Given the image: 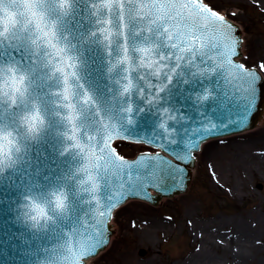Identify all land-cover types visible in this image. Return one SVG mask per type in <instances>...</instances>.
Masks as SVG:
<instances>
[{
	"label": "snow or ice",
	"instance_id": "1",
	"mask_svg": "<svg viewBox=\"0 0 264 264\" xmlns=\"http://www.w3.org/2000/svg\"><path fill=\"white\" fill-rule=\"evenodd\" d=\"M84 12L90 16L87 36L80 22ZM235 32L230 20L205 0H0V216L16 210L14 231L0 220V249L6 252L7 244L13 251L39 252L41 240H65L43 264H82L106 244V222L120 199L146 195L148 188L167 181L178 183L183 177L176 174L183 169L176 161L187 163L200 141L220 126L244 123L256 104L264 62H234ZM153 56L158 57L160 82L148 102L157 111V122L150 134H141L137 113L145 109L132 107V81L147 77H130L129 72L133 65L147 67L146 58L150 63ZM98 61L112 65L107 83L93 69ZM40 62L46 74L37 77L33 67ZM188 73L193 79L184 83L205 89L212 83L223 97L225 107L217 109L220 125L206 123L204 114L196 127L183 117L181 128L169 123L177 117L160 94L171 93L173 78ZM205 74L208 83L197 79ZM53 86L63 90L53 91ZM53 128L64 130L59 132L63 146L49 147L59 158L42 150L33 155L34 145L50 142ZM116 140L160 151L140 148L128 158L117 151L119 144L113 147ZM68 157L81 166L65 170ZM116 184L119 189L113 192ZM85 227L94 229L90 242L73 247Z\"/></svg>",
	"mask_w": 264,
	"mask_h": 264
},
{
	"label": "rangeland",
	"instance_id": "2",
	"mask_svg": "<svg viewBox=\"0 0 264 264\" xmlns=\"http://www.w3.org/2000/svg\"><path fill=\"white\" fill-rule=\"evenodd\" d=\"M205 2L241 27V62H264V0ZM118 144L125 157L145 148ZM209 145L231 147L215 157L204 152ZM197 160L185 195L156 209L132 202L115 213L112 242L90 264H264V127L205 143ZM202 239L215 246L209 256ZM239 250L244 257L234 260Z\"/></svg>",
	"mask_w": 264,
	"mask_h": 264
},
{
	"label": "water",
	"instance_id": "3",
	"mask_svg": "<svg viewBox=\"0 0 264 264\" xmlns=\"http://www.w3.org/2000/svg\"><path fill=\"white\" fill-rule=\"evenodd\" d=\"M90 2H96V0H90ZM139 11V10H137ZM82 16H85L84 20H81V24L84 25V28L82 31H84L85 36L88 35L87 29L91 27L89 23H87V20L90 19V16L86 12L81 13ZM229 18V17H227ZM105 27H109L108 25H105ZM111 30V29H110ZM238 38V34H234ZM122 39V38H121ZM239 46L237 44V50ZM98 55L100 57H103L105 54L103 52H98ZM235 57V56H234ZM233 57V58H234ZM158 60V57L153 56V61L148 62L146 58V63H148L147 67H136V65H133L130 69L129 75L130 77H135L137 73L144 74L147 79L144 81H137L133 79V94H134V103L132 104V107L134 111L140 107L144 108L145 111L137 113V122H138V128L137 131L141 134H150L152 132V125L154 122H157V111L153 107L151 103L148 101L153 100V95L157 90L159 86L160 80L157 79L155 72L159 71V65L155 63V61ZM235 62V61H234ZM160 63H166V62H160ZM244 63V62H242ZM109 67H112V65H109L107 63H100L97 62L96 65H93V69H99L100 76H101V82L107 83V80L104 79V77L107 76V69ZM163 71H167V68L163 69ZM179 71V70H178ZM187 72V70H185ZM192 71H199V69H192ZM33 73L37 77L44 76L46 74V69L43 66V62L37 63L33 67ZM93 74L95 75L96 72L94 71ZM163 78V73H161L160 79ZM187 78L190 81L193 79L191 76V73H188L186 77H174L173 78V85H169V88H171V93H161L160 95L164 97V100L162 101L165 104V107L174 109L173 115L177 117V121H169L170 124H175L177 128H181L183 126V121H180V118L183 117L184 121L191 120L192 126L196 127L198 126V121L201 119V114L203 115V118L205 119V122H213L217 125H220V120L218 119L219 112L217 109H223L225 107L223 101V97L219 94V92L215 89L214 85L212 83H208V77L207 75H201L197 77V79L204 80L205 83H208L207 89L196 85L193 86L191 83H184V79ZM151 81V84L149 83ZM152 84H155L157 87L153 88ZM262 81L258 83V93L256 102H258V99L260 100V108L255 113L254 117H248V121H245L244 123H233L229 127H223L220 126L217 130L214 131V133L208 137L214 136V135H220L226 132H235L243 128L244 126L248 125L249 123L253 122L254 124L258 120L262 118L263 109H264V87ZM3 86V82L0 81V87ZM72 84L71 81L69 82V87L71 88ZM143 87L145 89V92L143 94L139 93L138 88ZM261 87V88H260ZM62 91L63 86H61L59 89H56L55 86H53V91ZM151 93V94H150ZM207 96V99H204V96ZM146 97V98H145ZM262 109V110H261ZM256 109H253L255 111ZM251 112V114H252ZM250 114V115H251ZM250 121V122H249ZM249 122V123H247ZM256 123V124H257ZM255 124V125H256ZM64 131L63 129H56L53 128L49 134V143H42L34 145L32 148L33 155L37 150H42L45 152L49 157L56 156L58 157V152L56 151H49V147L51 144H55L56 148H61L64 144V138L59 135V132ZM177 134L174 132L173 136H176ZM207 137V138H208ZM54 138V139H53ZM178 138V137H177ZM206 138V139H207ZM187 137H185V142H187ZM204 140V139H203ZM201 140V141H203ZM200 141V143H201ZM77 142H79V137H77ZM200 145V144H199ZM171 147H177V145H171ZM187 151V150H185ZM137 153V151H136ZM135 153V154H136ZM183 154V153H182ZM130 157V156H126ZM168 158V157H166ZM191 158L188 159L187 163H182L180 161H176V163H180L183 171L177 172V176H182L183 179L179 181L178 183H174L172 181H167L164 185H161L159 188L157 186H154V189L160 194V195H168L171 196L175 193H180L182 190L186 188V186L189 183L190 180V171L188 164L191 163ZM170 159V158H169ZM69 165H71V168L74 170L75 168L81 166L77 162H74L71 157H68L67 160L63 163L62 167L65 170H69ZM109 176H111V173H109ZM7 180V176L4 178ZM119 186L118 184L114 185ZM153 188V187H150ZM147 189V194L145 195L143 192L138 193L137 195H134L133 197H139L148 199L150 197L149 189ZM95 201H93V204ZM15 209H11L9 214L8 210H5L4 214L0 216V220H7V223L3 226L11 231H14L15 228L11 227L13 223V219L15 217ZM108 222V220H107ZM106 222V227L104 229L105 235H106V243L108 241V236L110 234V231L108 229V225ZM94 234V229H88L87 227L81 229V232L78 236L75 237L74 240H72V246L73 247H79L81 244H85L90 242L91 237ZM5 241L10 239V237L5 236ZM65 240L57 241L55 239H44L40 241L41 244V250L38 252L35 248L27 249V250H16L13 251L12 248L8 247L7 244H5V249L7 250L5 252L4 249H0V253H4L2 258H0V264H43V261L45 260V256L49 252H55V250L62 248L63 244L65 243ZM106 244H104L102 247H99V250L102 249ZM47 249V251H45ZM97 253V252H96ZM84 264V263H82Z\"/></svg>",
	"mask_w": 264,
	"mask_h": 264
},
{
	"label": "bare ground",
	"instance_id": "4",
	"mask_svg": "<svg viewBox=\"0 0 264 264\" xmlns=\"http://www.w3.org/2000/svg\"><path fill=\"white\" fill-rule=\"evenodd\" d=\"M229 145H209L207 148L204 149V152L208 155H213L215 157H220L223 155L224 153V148L228 149ZM128 209V208H127ZM118 215H120V212H118ZM206 237V236H205ZM204 242H203V245H202V255L204 254L205 256H209L211 254V251H212V248H214L215 246H213L212 243H210L207 239H202ZM208 241V242H207ZM244 255H243V251L242 250H239L237 251L235 254H234V260H238L240 261L241 258H243Z\"/></svg>",
	"mask_w": 264,
	"mask_h": 264
}]
</instances>
